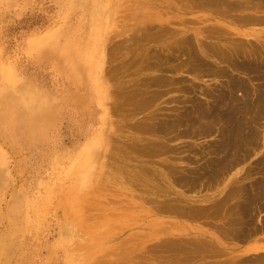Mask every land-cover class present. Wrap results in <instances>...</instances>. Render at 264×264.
<instances>
[{
    "label": "rangeland",
    "instance_id": "rangeland-1",
    "mask_svg": "<svg viewBox=\"0 0 264 264\" xmlns=\"http://www.w3.org/2000/svg\"><path fill=\"white\" fill-rule=\"evenodd\" d=\"M185 1L0 0V264H220L229 255L240 257L243 254L247 256L248 260L250 259L248 263L264 264V258H261V255H264V143H260L257 149L252 151L253 153H246V157L243 160L244 154L242 152L234 154L236 157L229 154L234 151L233 145L228 147L230 152L227 155L230 156L221 157L219 153L223 147L221 145L218 146L220 152L215 149L221 138V127L217 122H210V119H207L209 123L206 120H195L198 123L194 122V124L190 125L186 120L184 122L172 117L177 112L179 113V109L181 111L178 114L180 117L178 115L176 117L182 119L181 115L186 112L185 110L191 111L192 107H194L192 108L194 110L201 102H203L201 105L205 110V106L211 103L212 98H209V96L206 98V94L200 90L206 89L209 85L211 87L216 82L212 89L214 88L213 91L216 92V87L218 92V86L220 90L227 85L226 79L224 77L209 76L202 68H198V71L205 74L203 75L196 70L201 74L200 77L199 75L196 77L195 74L197 72L192 73L194 70L190 69L194 65L188 63L186 59L185 61L188 64L183 60L184 63L179 65L180 68L176 67L177 69H173L176 62L184 57L181 55L176 58V62L170 61V65H168V62L162 66L163 72L161 71L162 67H160L161 69L159 67L157 69L156 66L153 67L156 69L146 67L149 62L148 54L151 53L152 58L155 53L154 48L159 47V50L158 48L156 50L160 51L166 44L174 45L177 43L176 40L179 43V40L181 41L182 38H185L184 36H188L186 39L193 37L190 40L193 39L194 41L197 39H201L203 42L219 41L220 44H228V39L229 42L232 40L236 42L239 40L240 43L241 40H243L242 43L246 41L243 43L245 45L250 43L249 40L252 44H256V42L258 43V41H263L264 39V24L251 21H246L245 23L243 21L242 16L251 13L252 10L236 11L235 13V11L227 9L229 12L230 10L232 11L229 14L226 9L225 12L222 7H218L220 9L216 8L218 11L222 12L223 10L220 14L213 8L210 9L208 6L206 8V5L203 6L202 4L201 6L198 2L199 0H196L197 2L195 0L193 2L192 0ZM191 3L195 4L192 5ZM170 5L171 7H169ZM163 6L165 7L163 8ZM194 6L196 7L194 8ZM208 9L212 12H209ZM263 11L255 12L261 13ZM151 12L154 14L152 15ZM252 13H254V10ZM225 14L231 16L227 18ZM145 16L146 19H144ZM179 16L180 18L177 19ZM234 18L238 19L239 22ZM147 23L153 25L151 26ZM144 24L149 25L153 29L147 28L149 26L146 25L144 27ZM141 25H143V28ZM205 26L209 29H205ZM212 27H215L214 29L221 28L216 29L218 30L217 34L215 31L214 34L213 31H210ZM138 30L142 31V34ZM145 30H148L149 33L147 34ZM150 30H153L154 33L157 31L156 33L158 34L155 33L154 35ZM204 30H207V32ZM218 32H222L224 35H220V37ZM146 34H150L149 37L146 36V38L140 39ZM206 35L211 38L212 36L216 38V35L218 37L215 40V38L211 39ZM150 36L152 37L150 38ZM155 36H162V38L158 40V37ZM153 37L157 38L158 42L153 41ZM179 37L182 38L180 39ZM137 38L139 39L137 40ZM148 38L152 39V41ZM221 38H224V40H221ZM137 42L138 44H136ZM132 43L136 45L132 46ZM194 43L192 41V44ZM139 44H144L141 45L143 48ZM194 45L196 47V43ZM139 48L141 51H145L144 54H147V58L138 50ZM163 51L167 52L165 49ZM170 52L168 51V53ZM206 58L208 57H204V59ZM208 59L212 65L215 64V59ZM182 65L184 67L187 66L184 68L181 67ZM166 66L167 68L171 66L167 69L169 72L165 70ZM172 71L173 73H171ZM161 72L163 75H161ZM227 72L228 74L233 73V76L236 74L237 77L247 76L230 70ZM155 75H157V78L164 76L168 79V86L164 85V87L167 86L164 88L161 85V88L160 84H158L159 86L157 87V83H155V86H150L151 88L148 91L159 90V99L158 97L155 98L152 103L154 105L149 110L143 109L144 112H136L135 109L138 107H135V102L137 103L139 98L135 97H139V95L134 93L137 89L143 88L141 87L142 85L144 86L143 83L150 79L147 77L154 79ZM169 77H174V81ZM177 77L182 81L178 80ZM140 79L141 82L139 81ZM169 79L173 82H170ZM252 80L254 81V79ZM135 81L137 85L133 84ZM255 81L257 80L255 79ZM139 82L142 85H139ZM220 82L221 84L217 85ZM179 83L185 89L187 88L190 93L187 90L186 92L185 90L183 91L184 88L180 89ZM169 88L170 90H168ZM161 90L168 91L163 93ZM234 91L235 95L239 94V91H236V86ZM153 92L151 91L149 94ZM161 94L162 96L160 97ZM182 96L185 97V100H183ZM188 97L189 99L193 97V100L190 101ZM132 100L133 104L131 103ZM205 103L208 104L206 105ZM204 104L205 106H203ZM137 105L139 106V102ZM159 107L164 109V111H160ZM128 112L132 115H129ZM38 113L41 116H38ZM149 113L160 114V121H163L164 118L161 123L166 122L168 124L164 123L168 128H166L167 130L170 128L168 127L170 123L173 125L177 123L172 120H179L180 122L177 124L181 123L180 128L177 124L178 127L172 126L170 128L171 131L175 127L176 130L179 128L177 131L173 130L177 138L172 136L174 140L173 138L169 139L171 136H168V133L173 135L170 130L167 134L166 130L165 133L164 131L156 132L154 130V132L149 130L148 133V130H146L147 133L145 131L143 134L142 132L152 127V123L155 122L150 120L149 126L145 125L146 128L141 123L139 124V120L146 119L144 115ZM136 114L138 115L135 116ZM168 114H170L169 117L167 116ZM171 114L174 115L171 116ZM130 118L132 120H129ZM144 119L141 121L142 123L148 121H144ZM263 119L262 121L260 119V124L257 125L258 128L260 127L259 130H261L259 133L262 135L264 130ZM135 122H138L136 125L139 124L143 127L142 132H139V129L137 130L138 125L136 126ZM182 122H184V125L188 123L189 125H187L191 126L190 129L186 125L183 126ZM133 123L136 129L133 128ZM193 125H197L196 129H194ZM214 125L219 128L217 127L216 129L215 126L214 130ZM182 129H184V132ZM198 129L200 134L196 131ZM211 129H213L212 132ZM185 130H190V132L188 133ZM179 131L183 134H179ZM162 132L167 137H164L165 135H162ZM153 134L154 136H152ZM188 134L190 135L188 136ZM259 140L260 142L263 141L262 138ZM156 141L162 145L159 148L160 151H158L161 153H158L160 156H156L158 149L156 145H153L156 148L151 150L152 142L157 143ZM149 142L151 144H148ZM133 143L136 144L134 145ZM94 144L98 145V152H96L97 150H92L93 146H95ZM164 144L166 147L170 145V147L168 146L169 149L167 147L168 150L165 149L166 151L161 150V147L162 149L166 148L163 146ZM141 145H144V148ZM159 145L157 144L158 147ZM184 146L191 150L188 149L189 151H187ZM137 148L148 151V148H151L150 151H153V153L149 152L147 155L145 153V156H143L142 152L144 151L141 150L140 152L138 150L135 152ZM133 149L136 150L133 151ZM170 151L171 153H169ZM180 151L181 153H179ZM93 152L94 155H92ZM149 154H153L152 157ZM221 158H223V161ZM132 159L134 160L133 162ZM136 159L140 161V167L144 163L143 168L137 165ZM160 159L165 160V162L160 161ZM225 159L228 160L227 163L229 165ZM214 160L216 162H213ZM145 161L146 164L148 163L147 165ZM219 161L224 164L221 165L222 162ZM234 161L237 164L233 163ZM160 163L165 167L171 165L166 168L171 170L164 169V166L162 168ZM133 164H135V167L138 166L135 168L137 171L139 169L144 171L140 172L139 170V173H147L148 176L145 174L144 176L148 177V179L152 177L155 171L157 180L160 173V179H162L159 181L158 178L157 183L156 180L154 182L158 185V188L154 187L152 182L155 179L154 177L150 181L147 180L148 182L143 181V174L141 175L143 178L137 175L136 170H133ZM230 165L232 166L230 167ZM152 166L157 169L153 171ZM227 166L230 167L228 168L229 170L226 169ZM220 167L224 169L222 170ZM128 170H130V173L133 171L129 174ZM211 170L216 172L212 175ZM217 170L219 172L221 170V172L219 173ZM223 171L224 173H222ZM200 172H202L203 176H206L203 178L202 175L200 176ZM244 172L245 175H243ZM134 173L136 174V180L134 179ZM180 173L189 175L188 179H192H186L185 181V178ZM193 174H196V176ZM129 175L131 177L134 175L133 180L135 181ZM190 175H193V177ZM187 176L185 177L187 178ZM137 177H140L138 182ZM209 177L214 178L210 181ZM177 181L183 182L181 184L180 182L176 183ZM195 181L197 182L195 183ZM139 182H143L141 185L151 189L144 187L141 189ZM165 182L169 185H166ZM173 182L177 186L173 185ZM261 184L263 185L261 186ZM166 186L168 187L166 188ZM190 186L194 190H191ZM231 186L235 187L232 188ZM240 188L242 193L239 191ZM244 188H249V190ZM156 189H159L158 192ZM189 189L190 191H188ZM231 189H235V193L231 192ZM160 190L161 192H159ZM244 190L248 192H243ZM251 190L254 191L253 193L256 197ZM237 191L240 193H237ZM176 193H180L182 198L177 197ZM246 193H249L250 196ZM226 194L230 196L227 197ZM224 195L227 199L224 198ZM139 196L142 199L144 198V202ZM152 198L154 201L156 198V200H162V202L155 201V204ZM165 198H170L172 202H174L173 200H176V202L180 201V198L184 203L187 201L189 203H186L187 205L192 204V206H195V209L191 206L194 210L197 207L201 208H197L199 216L197 215L198 210L194 211L197 215L195 217L192 216L194 218L170 214L164 210L163 206L165 204H162L165 203ZM258 200L260 204L262 202V207L257 202ZM167 201L166 203H171V201ZM221 202L224 204H221ZM158 203L162 204L163 211H160L161 207H159L160 210L157 207ZM235 204L238 207L231 208ZM252 204H254L253 207ZM153 205H155V209L152 207ZM214 206L215 208L213 209ZM217 207L218 209L220 208V211L216 210L217 212H215ZM229 208L231 211L232 209L238 211L233 210L235 213L232 212L234 214L237 213L238 216L237 214L236 216L238 218H242V224L241 222L239 223L240 225L238 224L240 219L237 222L235 220L236 216H232L234 214L230 213ZM244 208H247V210ZM259 208L261 211L258 210ZM228 209L230 212L227 211ZM247 212L249 216L246 215ZM205 213L209 216L205 215ZM212 213L215 215L212 216ZM228 213L230 214L228 215ZM247 216L249 219L246 218ZM230 217L234 219V222L236 221L235 225L237 223L240 229L242 228L241 225H243L244 229L242 228V231L249 232L250 230V237L247 241L243 242L242 240L239 241V239L237 241L236 237H233V240L221 237L224 236L223 231L228 228L229 223H233L232 220L229 222ZM225 219L226 221L228 220L229 223H226L229 225L225 224ZM165 221L166 223H164ZM167 222H173L174 225L176 223L179 227L177 226L176 228L172 223L167 224ZM251 222L255 227L251 226ZM220 223L225 224L224 227ZM219 224L223 228L220 227L219 229ZM239 226H235L234 230ZM246 226L251 229L246 228ZM157 229H160V231ZM161 229L164 230L162 231ZM219 236L222 242L227 241V244H225L226 242H223V244L230 248L231 251L233 250L231 254L219 255L218 257H208L205 254L202 256L194 255L195 257L193 258L192 256L190 257V254L188 256L186 252L183 254V251H181L183 253H180L178 250V252L174 250L175 254H171L173 251L170 246H172L173 241L177 242L179 240L180 244L184 238L186 240L191 238L192 240L190 239L186 243L188 245L189 241L193 242L194 240L193 243L196 244L198 240H211L219 238ZM229 239L230 242L228 241ZM229 243L237 245L231 246ZM167 244H170L171 252H168ZM177 244L175 243V245ZM165 245H167L166 250L164 248ZM247 247L251 248V250L248 254H245L242 251ZM234 248L236 249L234 250ZM164 250L169 254L164 252ZM226 251L228 250L226 249ZM257 254L261 255L257 256ZM183 255H187V257ZM156 256L157 260L155 259ZM171 256H174V259ZM177 256L179 258H187V260L175 259ZM257 257L262 259V262L259 259V263ZM146 260L149 262H145Z\"/></svg>",
    "mask_w": 264,
    "mask_h": 264
},
{
    "label": "bare ground",
    "instance_id": "bare-ground-1",
    "mask_svg": "<svg viewBox=\"0 0 264 264\" xmlns=\"http://www.w3.org/2000/svg\"><path fill=\"white\" fill-rule=\"evenodd\" d=\"M166 1V0H165ZM189 1V0H188ZM196 1V0H195ZM142 2V1H141ZM176 2H178V1H176ZM184 2H186L185 0H184ZM192 2H193V0H192ZM197 2V1H196ZM199 2V4H201V6H202V4H203V6L204 5H206L205 7L207 8V6H208V8H213V10H217L218 9V7L219 8H221L222 7V9H231L232 11H235V13H236V11H242V10H254V13H252V11H251V13H249V14H247V15H245V16H242V18H243V21H245V23H246V21L247 22H255V23H263L264 24V0H199L198 1ZM172 3V2H171ZM170 3V4H171ZM181 3H182V1H181ZM192 4V3H191ZM193 4H195V3H193ZM192 4V5H193ZM197 4V3H196ZM184 5V4H183ZM182 5V6H183ZM198 5V4H197ZM181 6V5H180ZM185 6V5H184ZM165 6H163V8H164ZM169 7H171V5L169 6ZM186 7H187V5H186ZM193 7V6H192ZM196 6H194V8H195ZM197 7H200V6H197ZM204 7V8H205ZM151 8H152V6H151ZM185 8V7H184ZM217 8V9H216ZM166 9H168V8H166ZM182 9V8H181ZM193 9V8H192ZM197 9V8H196ZM199 9V8H198ZM186 10V9H185ZM218 10H220V9H218ZM217 10V11H218ZM226 10H225V12H226ZM227 10V11H228ZM230 10V12H232ZM206 12H207V10H205ZM208 11H209V9H208ZM255 11H263V12H261V13H258V12H255ZM121 12V11H120ZM158 12H159V10H158ZM184 12V11H183ZM205 12V13H206ZM209 12H212V11H209ZM216 12V11H215ZM218 12H220V11H218ZM217 12V13H218ZM222 12H223V10H222ZM222 12H220V14L222 13ZM230 12L228 11L227 13H229L230 14ZM152 13V12H151ZM166 13V12H165ZM170 13V12H169ZM168 13V14H169ZM178 13V12H177ZM244 13V12H243ZM149 14V13H148ZM154 13H152V15H153ZM163 14H164V12H163ZM210 14H212V13H210ZM143 15V14H142ZM151 15V14H150ZM150 15H148V16H150ZM156 15V14H155ZM154 15V16H155ZM181 15V14H180ZM215 15V14H214ZM226 15V14H225ZM236 15V14H235ZM147 16V15H146ZM146 16H145V18L144 19H146ZM147 16V17H148ZM153 16V17H154ZM157 16V15H156ZM164 16V15H163ZM183 16V15H182ZM181 16V17H182ZM210 16V15H209ZM212 16V15H211ZM216 16V15H215ZM215 16H213V17H215ZM227 16V18L228 17H230L229 15H226ZM226 16H224L225 18H226ZM234 16V15H233ZM151 17V16H150ZM173 17V16H172ZM237 17V16H236ZM235 17V18H236ZM142 18V17H141ZM175 18H176V16H175ZM178 18H180V16L179 17H177V19ZM216 18V17H215ZM234 18V19H235ZM204 19H206V18H204ZM152 20V19H151ZM190 20V19H189ZM189 20H188V22H189ZM200 20V19H199ZM222 20V19H221ZM236 21H238V19H235ZM146 21V20H145ZM186 21V20H185ZM202 21V20H201ZM201 21H199V22H201ZM143 22V21H142ZM198 22V23H199ZM239 22V21H238ZM241 22V21H240ZM144 23V22H143ZM173 23H175L174 21H173ZM176 23H178V22H176ZM195 23V22H194ZM194 23H192V24H194ZM244 23V22H243ZM147 24H150V23H147ZM147 24H144V27H145V25L146 26H149V25H147ZM183 24H184V21H183ZM196 24V23H195ZM138 25V24H137ZM151 26L153 25V24H150ZM141 27L143 28V25H141ZM207 26H205V29H209L208 27L206 28ZM147 28H152V27H147ZM203 28H204V26H203ZM215 27H212L211 28V30L210 31H213V33H214V31L216 32V34H217V31L218 30H216V29H219V28H221V27H219V28H216V29H214ZM135 29V28H134ZM134 29H132V30H134ZM153 29V28H152ZM159 29V28H158ZM137 30V29H136ZM140 30H141V28H140ZM144 30V29H143ZM159 30H161V29H159ZM171 30V29H170ZM169 30V31H170ZM220 30H222V31H224L223 29H220ZM139 31V30H138ZM145 31H147V34L149 33V31L148 30H145ZM144 31V32H145ZM150 31H152V33L155 35V33L157 32V31H155V33L153 32V30H150ZM205 31V30H204ZM210 31H208V32H210ZM140 33L142 32V31H139ZM143 32V34H145ZM159 32V31H158ZM198 32H200V31H198ZM205 32H207V30L205 31ZM139 33V34H140ZM212 33V32H211ZM220 33V34H219ZM142 34V33H141ZM145 35L144 37H142V38H140V36H139V38L140 39H144V38H146V36H148L149 37V35L151 34H149V35ZM153 34H151L152 36H153ZM156 34H158V33H156ZM208 34V33H207ZM215 34V33H214ZM218 34H219V36L220 35H224V34H222V32H218ZM163 35H166V34H163ZM194 35H196V34H194ZM152 36H150V38L152 37ZM206 36H208V35H206ZM133 37V36H132ZM155 37H158V40H160V38H162V36H155ZM183 37V36H182ZM182 37H179L180 39L182 38ZM185 38H182L181 39V41L179 40V43H178V40H176L177 41V43H175L174 45H165L164 47H162L161 49H160V51H157L156 49L158 48V50H159V47H157V48H154V49H152V50H154V60L152 61V59H153V56H152V58H151V53L150 54H148V58H149V62L147 63V66L146 67H151V69L153 68V67H155L156 66V68L157 67H159V69H161L160 67H162V66H164V65H166L168 62V65H170V61H177V57H180V55L181 56H184L183 58H181V60L179 59L177 62H176V64L174 65L175 67L173 68V69H177L176 67H179L180 68V64H182V63H186V64H188V63H192L194 66H193V68H190L189 67V65H192V64H189L188 65V67L190 68V69H193L192 71L191 70H188V69H186V70H188V71H191L192 73H195V72H197L198 71V68L200 69V68H202V70L204 69V71L209 75V76H212V77H224L225 79H226V82H227V85L225 86L224 84V86L225 87H223V86H221V87H223L222 89H220L219 90V86H218V92H217V88L215 87V91L216 92H214L213 90H214V88L212 89V86H214V84L216 83H214V84H212L211 85V87H210V85H209V87H207L206 89H203V90H200V91H203V93L204 94H206L205 96H206V98H207V96H209V98H212L211 99V103L209 104V105H207L206 103V105L207 106H205V104L203 105V106H205V110L203 109V107H202V103L203 102H201V101H199V102H201V104L199 105V106H197V108L196 109H194V110H192V108H194V107H192L191 108V106H190V108H191V111L190 110H185L186 112H182L183 114L181 115L182 116V119H180L179 117V113L181 112L179 109H178V111H179V113L177 112V114L176 115H174V114H171V116L172 115H174V116H172V117H174V118H176V119H179V120H182V121H184V122H189V124L190 125H192V124H194V122H195V120L196 121H200V120H206V121H208L207 119H210L209 121L211 122V121H214V122H217V124H219V126L221 127V133H220V131H219V133L221 134V138L219 139V144H217L216 145V151L218 150L219 152H220V149H218V146H222L223 148H222V150H221V152L219 153V154H221V157H226V155L230 152L229 151V149H228V147H230V145L232 146H234V151H232L231 153H229V154H231V155H233L234 156V154H239V152H242V154H244L243 155V157H242V160L244 159V157H246L245 155H246V153H248L249 154V152H252V151H255L256 149H257V147L260 145V143H264V130H263V135L261 134V133H259L261 130H259V128H258V126L257 125H259L260 123V119H261V121H262V119L264 118V39H263V41L262 40H260V41H258V43L256 42V44H252V42L249 40V44H247V45H245V44H243L244 42H246V41H244L243 43H242V41L243 40H241V43L239 42V40L236 42V41H234V40H232V41H230L229 42V39H228V44H220L219 43V41L218 42H203L201 39H197L196 41H194L193 39L192 40H190L191 38H193V37H191L190 39L188 38V39H186L187 37L186 36H184ZM205 37V36H204ZM209 37V36H208ZM208 37H206L207 39H208ZM217 35H216V38L215 37H213L212 36V38H215V40L217 39ZM221 37V36H220ZM225 37V36H224ZM139 38H137V40L139 39ZM150 38H148L149 40H151L152 41V39H153V41L155 40L156 42H158V40H157V38L155 39L154 37L152 38V39H150ZM209 38H211V37H209ZM211 38V39H212ZM228 38V37H227ZM136 39V38H135ZM147 39V40H148ZM224 40V38H221V40ZM147 40H145L146 42H147ZM219 40H220V38H219ZM227 40V39H226ZM132 41V40H131ZM134 41V40H133ZM175 41V42H176ZM192 41H193V43L195 42L196 43V47H195V43L194 44H192ZM136 42V41H135ZM174 42V41H173ZM226 43V42H225ZM254 43V42H253ZM133 44V43H132ZM136 44H138V42L136 43ZM135 43L132 45V46H135L136 45ZM165 44V43H164ZM173 44V43H172ZM140 46L141 45H144V44H139ZM194 45V46H193ZM156 46H158L157 44H156ZM155 46V47H156ZM139 47V46H138ZM137 47V48H138ZM142 47V46H141ZM140 47V48H141ZM149 47V46H148ZM136 48V47H135ZM134 48V49H135ZM140 48L138 49V50H140ZM143 48V47H142ZM118 49V48H117ZM166 50L167 52H165V51H163L162 52V50ZM116 50V49H115ZM135 50H137V49H135ZM145 50V49H144ZM149 50H151V48H149ZM148 50V51H149ZM141 51V50H140ZM147 51V50H146ZM168 51H171L170 53H168ZM116 52V51H115ZM143 54H144V52L143 51H141ZM141 52H140V54H141ZM150 52V51H149ZM146 55L147 54H144V56L146 57ZM138 56V55H137ZM144 57V58H145ZM146 57V58H147ZM204 57H208V58H212V59H215V64L214 65H212V63L211 62H209L208 60V58H206V59H204ZM142 59V58H141ZM185 59L186 60H188V63H187V61H185ZM148 60V59H147ZM146 60V61H147ZM183 60H184V62H183ZM145 61V62H146ZM144 64H146V63H144ZM159 64V65H158ZM220 64H222L223 65V67H222V65L220 66ZM185 65V64H184ZM218 65V66H217ZM187 66V65H186ZM185 66V67H186ZM169 67H171V66H169ZM169 67L167 68V66H166V69L165 70H167V69H169ZM181 67H184L183 65L181 66ZM184 67V68H185ZM156 68H153V69H156ZM158 69V68H157ZM171 70H172V68H171ZM197 70V71H196ZM228 70H230V71H234V72H236V73H238V74H244V75H247L246 77H240V76H236V74H234V76H233V73H230V74H228ZM161 71L163 72L164 70H163V67H162V69H161ZM168 71V70H167ZM173 71H175V70H173ZM173 71L171 72V73H173ZM183 71H185V70H183ZM161 72V75H163V73ZM166 72V71H165ZM169 72V71H168ZM198 72H201V71H198ZM197 72V74H195V76L197 77V75H199V77H200V75L201 74H199ZM202 73V72H201ZM190 74V73H189ZM203 75L205 74V73H202ZM202 75V76H203ZM156 76V77H155ZM154 76V79H152V77H147V78H150V79H147V78H145V79H147V82L146 83H143L144 84V86L140 83L141 82V79L139 80L140 82L138 83L139 85L141 84L142 86L141 87H143L142 89H137L138 90V92H137V90H136V92L134 93V94H136V95H139V97H135V98H139L138 99V102H139V106L137 105L138 104V102L136 103L135 102V107L137 108V109H135L136 110V112H144L143 111V109H145V110H149V108L152 106V105H154V104H152L153 103V101L155 100V98L156 97H158V92H159V90H151V91H154L153 93H151V94H149L151 91H148V89L149 88H151L150 86H155L156 84L155 83H157V87L159 86L158 84H160V87L162 88V86L161 85H163V87H164V85H167L168 86V84H167V82H168V79H166L164 76L163 77H161V76H159V77H161V78H157V75H155ZM236 76V77H235ZM207 77V76H206ZM155 78H157V79H155ZM169 78H171L173 81H174V77L172 78V77H169ZM176 78V77H175ZM144 79V80H145ZM171 79H169L170 80V82L172 81ZM177 79L178 80H180V78H178L177 77ZM210 79V78H209ZM213 79H215V78H213ZM252 79H254V81H255V79L257 80V81H253ZM143 80V81H144ZM189 80V79H188ZM217 80H219V79H217ZM172 81V82H173ZM180 81H182V80H180ZM138 82V81H137ZM145 82V81H144ZM188 82V81H187ZM191 82V81H190ZM226 82H224V83H226ZM135 83V85H137V83H136V81L135 82H133V84ZM130 84V83H129ZM177 84H178V81H177ZM180 84V83H179ZM192 84V83H191ZM207 84H209V83H207ZM221 84V82L219 83V84H217V85H220ZM128 86V85H127ZM167 86H165V87H167ZM180 86H181V88L180 89H183L184 87H182V85L180 84ZM192 86V85H191ZM236 86V91H239V94H237V95H235L234 93H235V91H234V87ZM164 87V88H165ZM172 87H173V85H172ZM195 87H197V86H195ZM220 87V88H221ZM135 88V87H134ZM153 88V87H152ZM189 88V87H188ZM193 88V87H192ZM130 89H132V88H130ZM175 89H177V87H175ZM175 89H174V91H175ZM197 89V88H196ZM198 89H199V87H198ZM168 90H170V88L168 89ZM168 90H161L163 93H164V91L166 92V91H168ZM173 90V89H172ZM185 90V92H186V90H187V88L185 89H183V91ZM133 91H132V94H133ZM188 92H189V90H187ZM161 92V93H162ZM187 92V93H188ZM162 93V94H163ZM180 93V92H179ZM186 93V94H187ZM190 93V92H189ZM198 94H200L199 92H197ZM202 93V92H201ZM162 94L160 95V97L162 96ZM185 96V95H184ZM184 96H182L183 98V100H185V97ZM194 96V95H193ZM119 97V96H118ZM176 97V96H175ZM187 97V96H186ZM189 97H191V95H189ZM189 97H188V99H189ZM134 98V100H136ZM193 98V97H192ZM189 99L190 101L191 100H193V99ZM195 98V97H194ZM158 99H159V97H158ZM187 99V98H186ZM187 99V100H188ZM173 100V99H172ZM181 101V100H180ZM197 101V100H196ZM132 104H133V100H132V102H131ZM179 103V102H178ZM189 103V102H188ZM194 103V102H193ZM196 103V102H195ZM156 105H157V103H156ZM191 105H193V104H191ZM133 107V106H132ZM131 107V108H132ZM213 107V108H212ZM116 108V107H115ZM162 108V107H161ZM139 109V110H138ZM158 109V108H157ZM159 109H160V107H159ZM214 109V110H213ZM117 110V109H116ZM142 110V111H141ZM161 110H163L164 111V109H160V111ZM115 111V110H114ZM134 111V110H133ZM132 111V113H134ZM155 111H159V110H155ZM130 112V111H129ZM128 112V114L130 115L131 113H129ZM139 112V113H140ZM153 112V111H152ZM175 112V111H174ZM138 113V114H139ZM192 113H193V115H192ZM40 113H38V116H41V115H39ZM138 114H136L135 116H137ZM143 114V113H142ZM141 114V115H142ZM157 114V113H156ZM155 113H149V114H147V115H144V117L146 116V119H144L143 117H141V118H143L144 119V121L145 120H148L147 122L145 121V123H142L141 121L143 120H139V124L141 123L142 124V126L144 125V127H145V125L147 124L148 125V123H150V120L153 122V121H155L154 123H152V127H147V128H149V129H145L143 132H142V130H143V127H141V125H139V124H137L136 125V123H138V122H135V125L137 126V130L139 131V132H142L143 134L145 133V131L146 130H148V133H149V130H150V132H151V130L153 131H156V132H159V131H164V133H165V130L167 131L166 132V134L168 133V131L170 130V132H172L173 133V130L176 128H174V129H172V131H171V127L173 126H177V125H179V128H180V124H177L178 122H180L179 120H177V121H175V120H172L174 123H176L175 125H173V124H171V126H170V124H169V126L168 127H170L169 128V130H167L168 128H167V126L166 125H168V124H166V122H164V123H161V122H163L164 121V118H163V121H160L161 119L159 118V116H160V114L159 115H156ZM162 115H163V113H161ZM132 115V114H131ZM162 115H161V117H162ZM169 115L170 114H168L167 116L169 117ZM179 116V117H176V116ZM189 115V116H188ZM134 116V115H133ZM140 116V115H139ZM158 116V117H157ZM164 116H166V115H164ZM170 116V118H172ZM132 117V116H131ZM141 118H139V119H141ZM166 118V117H165ZM169 118V119H170ZM189 118H190V120H189ZM132 119H133V117H132ZM131 118L129 119V120H132ZM186 120V121H185ZM135 121H136V119H135ZM143 121V122H144ZM157 121V122H156ZM165 121H166V119H165ZM167 121H168V118H167ZM169 121H171V120H169ZM171 121V122H172ZM209 121H208V123H209ZM263 121H264V119H263ZM184 122H182V124L184 123ZM191 122V123H190ZM201 122H203V121H201ZM195 123H198V122H195ZM262 123H264V122H262ZM188 123H186L185 125H186V127L189 125H187ZM201 124V123H200ZM214 124V123H213ZM146 125V126H147ZM184 124H183V126H185ZM210 125V124H209ZM149 126V125H148ZM194 126V125H193ZM197 126V125H196ZM196 126H194V129H196ZM200 126V125H199ZM206 126V125H205ZM215 126L216 125H214V130H215ZM139 127V128H138ZM178 127V126H177ZM189 127V126H188ZM187 127V128H188ZM191 127V126H190ZM190 127H189V129H190ZM213 127V126H212ZM217 127L218 126H216V129H217ZM264 127V126H263ZM133 128L134 129H136V127L134 126V123H133ZM140 128H142L141 130H140ZM151 128H153V129H151ZM167 128V129H166ZM179 128H177V130L179 129ZM183 128V127H182ZM199 128V127H198ZM209 128V127H208ZM207 128V129H208ZM219 128V127H218ZM202 129V128H201ZM206 129V128H205ZM264 129V128H263ZM176 130V129H175ZM176 130V131H177ZM184 129H182V131H183ZM212 130L213 129H211V132H212ZM219 130V129H218ZM153 131V132H154ZM175 131V132H176ZM185 131H187V130H185ZM194 131V130H193ZM193 131H191V132H193ZM196 131H198V133H199V129L198 130H196ZM203 131H204V129H203ZM202 131V132H203ZM210 131V130H209ZM152 132V133H153ZM155 132V133H156ZM180 132V131H179ZM178 132V133H179ZM184 132V131H183ZM188 133L190 132V130L189 131H187ZM186 132V133H187ZM210 132V133H211ZM216 132V131H215ZM146 133H147V131H146ZM163 133V132H162ZM161 133V134H162ZM162 134V135H165V134ZM182 132H180L179 134H181ZM185 133V135H187ZM206 133V132H205ZM138 134H140V133H138ZM151 134V133H150ZM176 134V133H175ZM183 134V133H182ZM196 134V133H195ZM194 134V135H195ZM200 134V133H199ZM198 134V135H199ZM209 134V133H208ZM160 135V134H159ZM190 134H188V136H189ZM193 135V136H194ZM202 135V134H201ZM219 135V134H218ZM148 136V135H147ZM151 136V135H150ZM152 136H154V134L152 135ZM168 136H171L169 139H171V138H173L172 136H174L175 138H177L175 135H174V133H173V135H171V133H170V135H169V133H168ZM184 136V135H183ZM191 136H192V134H191ZM220 136V135H219ZM144 137V136H143ZM157 137H158V135H157ZM161 137V136H160ZM164 137H167L166 135L164 136ZM180 137H182V136H180ZM203 137V136H202ZM136 138H138V137H136ZM189 138V137H188ZM204 138V137H203ZM263 139V141H261L260 142V140L259 139ZM139 139V138H138ZM159 139V138H158ZM161 139V138H160ZM165 139H167V138H165ZM218 139V138H217ZM144 140V139H143ZM147 140V139H146ZM173 140H174V138H173ZM196 140V139H195ZM133 141H136V140H133ZM139 141H142V140H139ZM150 142H151V140H149ZM147 142H148V140H147ZM148 143V144H151V143ZM155 142V141H154ZM157 143H153L152 142V146L151 145H147V146H151L152 147V149L151 148H148L149 149V151L148 150H142V151H144V152H142V154H143V156H145L144 154L146 153V155L150 152H152L153 153V151H150V149L151 150H154L156 147L158 148L157 149V151H156V156H158L159 154H161V153H159L158 151H160L159 150V148H160V146H162L158 141H156ZM164 142V141H163ZM216 142H218V141H216ZM138 143V142H137ZM142 143V142H141ZM141 143H139V144H141ZM189 143H191V142H189ZM111 144V143H110ZM134 145L136 144V143H133ZM138 144V145H139ZM157 144L159 145V147L157 146ZM166 144V143H165ZM163 145V146H165L166 147V145ZM188 144V143H187ZM213 144V143H212ZM95 146H93V148H92V150H97L96 152H98L99 151V147H98V145L97 144H94ZM138 145H137V147H138ZM153 145H156V147L154 146L153 147ZM183 145V144H182ZM198 145V144H197ZM141 146H143L142 148H144V145H141ZM169 147H170V145H168ZM167 146V147H168ZM172 146V145H171ZM200 146V145H199ZM198 146V147H199ZM109 147V146H108ZM167 147L166 148H163L162 149V147H161V150H164V151H166L165 149H167ZM169 147H168V149H169ZM185 147V146H184ZM131 148H132V146H131ZM139 148H141V147H139ZM139 148H137V150L136 149H133V151L134 150H136L135 152H137L138 150H140ZM154 148V149H153ZM191 148H192V146H191ZM167 149V150H168ZM173 149H174V147H173ZM172 149V150H173ZM185 149H187L186 147H185ZM189 149V148H188ZM187 149V151H189V150H191V149H189L188 150ZM202 149V148H201ZM211 149V148H210ZM141 150H140V152H141ZM176 150V149H175ZM212 151H214L213 149H211ZM228 150V151H227ZM147 151V152H146ZM193 151V150H192ZM163 152V151H162ZM182 152H184V151H182ZM193 152H195V151H193ZM109 153V152H108ZM155 153V152H154ZM159 153V154H158ZM164 153V152H163ZM169 153H171V151L169 152ZM179 153H181V151L179 152ZM189 153V152H188ZM191 153V152H190ZM200 153V152H199ZM214 153V152H213ZM253 153V152H252ZM264 153V152H263ZM111 154V153H110ZM138 154V153H137ZM141 154V153H140ZM166 154H167V152H166ZM197 154V153H196ZM247 154V155H248ZM251 154V153H250ZM92 155H94V152L92 153ZM150 155V157H152V155L153 154H149ZM148 155V156H149ZM207 155V154H206ZM210 155V154H209ZM218 155V154H217ZM217 155H215V156H217ZM155 156V155H154ZM160 156V155H159ZM188 156V155H187ZM191 156H192V154H191ZM211 156V155H210ZM230 156V155H229ZM228 155H227V157H229ZM233 156H231L232 158H233ZM239 156V155H238ZM264 156V155H263ZM189 157V156H188ZM206 157V156H205ZM234 157H236V156H234ZM239 157H241V156H239ZM130 158V157H129ZM135 158V157H134ZM166 158V157H165ZM169 158V157H168ZM181 158V157H180ZM183 158H184V156H183ZM191 158V157H190ZM217 158V157H216ZM262 158V157H261ZM145 159V158H144ZM148 159V158H147ZM163 159V158H162ZM162 159H160V161L162 160ZM204 159V158H203ZM214 159V158H213ZM223 158H221V160H222ZM230 159V158H229ZM105 160V159H104ZM103 160V161H104ZM130 160H131V158H130ZM157 160H159V159H157ZM212 160V159H211ZM215 160H217V159H215ZM213 161V162H216V161ZM226 160V159H225ZM225 160H224V163H225ZM231 160V159H230ZM238 160V159H237ZM134 160L132 159V162H133ZM163 161V160H162ZM207 161H208V159H207ZM218 161V160H217ZM223 161V160H222ZM222 161H219V162H222ZM227 161L228 160H226V163H227ZM131 162V161H130ZM131 162V163H132ZM135 162H137L138 164V166H139V162L140 161H137V159L135 160ZM148 162V161H147ZM151 162V161H150ZM163 162H165V160L163 161ZM162 162V163H163ZM196 162V161H195ZM206 162V161H205ZM211 162V161H210ZM229 162H231V161H229ZM242 162V161H241ZM255 162V161H254ZM142 163V162H141ZM159 163V162H158ZM157 163V164H158ZM168 163V162H167ZM223 162L221 163V165L222 164H224ZM225 163V164H226ZM233 163H235V161L233 162ZM144 164V163H143ZM143 164H141L142 166V168H143ZM145 164H146V161H145ZM148 164V163H147ZM146 164V165H147ZM161 164V163H160ZM213 164V163H212ZM228 164V163H227ZM235 164H237V163H235ZM260 164H261V162H260ZM150 165V164H149ZM156 165V164H155ZM159 165V164H158ZM219 165V164H218ZM229 165V164H228ZM104 166V165H103ZM132 166H134V171L136 170L135 168H137V167H135V164H133ZM160 166V165H159ZM161 166H162V168H163V164H161ZM169 166H171V165H169ZM169 166H164L165 168L164 169H166L167 167H169ZM220 166V165H219ZM232 165H230V167H231ZM254 166V165H253ZM140 167V166H139ZM140 167V168H141ZM214 167V166H213ZM216 167V166H215ZM223 167V166H222ZM222 167H220V169H222ZM230 167H226V169H228V168H230ZM235 167V166H234ZM262 167V166H261ZM131 168H133V167H131ZM148 168V167H147ZM217 168H219V167H217ZM106 169V168H105ZM150 169H151V167H150ZM155 169H157V168H153V166H152V170L154 171ZM163 169V170H164ZM170 169V168H169ZM169 169H166V170H169ZM198 169V168H197ZM201 169V168H200ZM206 169V168H205ZM224 169V168H223ZM222 169V170H223ZM225 169V170H226ZM232 169V168H231ZM131 170V169H130ZM130 170H128L129 171V174H131L132 173V171H131V173H130ZM140 170V172H144V171H142V169H139ZM139 170L137 171L136 170V174L137 175H140V177L141 178H143L144 177V179H142L143 181L145 180V181H150V180H152V178L154 177L155 179H153L152 180V182L154 183L155 182V180H156V177H155V175L157 174H155V171H154V176L152 175V177H150L149 179H148V177H146V176H148L147 175V173L145 174V173H139ZM144 170H146V169H144ZM171 170V169H170ZM201 170H204V169H201ZM201 170H199V171H201ZM207 170V169H206ZM214 170V169H213ZM216 170V169H215ZM224 170V171H225ZM229 170V169H228ZM263 170V169H262ZM148 171H151V170H148ZM156 171H158V170H156ZM172 171H173V169H172ZM175 171V170H174ZM188 171V170H187ZM186 171V172H187ZM212 171V170H211ZM218 171V170H217ZM224 171L222 172V173H224ZM248 171H250V170H248ZM248 171H246V172H248ZM167 172H170V171H167ZM185 172V173H186ZM191 172V171H190ZM190 172H188V173H190ZM197 172V171H196ZM214 172H216V171H214ZM213 171L211 172L212 173V175H213V173H214ZM219 172V171H218ZM218 172H217V174H218ZM220 172H221V170H220ZM219 172V173H220ZM226 172V171H225ZM148 173H150V172H148ZM171 173V172H170ZM177 173V172H176ZM201 174H200V176L202 175V172H200ZM207 173V172H206ZM210 173V172H209ZM222 173H221V175H222ZM261 173V172H260ZM264 173V172H263ZM135 174V173H134ZM136 174H135V178H134V175H132V177L129 175V177H131L132 178V180H133V178L136 180ZM144 174L146 175V176H144ZM162 174H163V172H162ZM161 174V175H162ZM143 177H142V176ZM172 176H173V174H171ZM180 175L182 176L183 175V173L181 174L180 173ZM193 175H195L196 176V174H193ZM193 175H190L191 177H193ZM199 175V174H198ZM197 175V176H198ZM243 175H245V172H244V174ZM163 176H164V174H163ZM169 176V175H168ZM174 176H175V174H174ZM177 176H179V175H177ZM185 176H187L186 174L185 175H183L182 177H184L185 178V181H186V179H188V176H187V178L185 177ZM203 176V175H202ZM204 176H206V175H204ZM204 176H203V178H204ZM210 176V175H209ZM263 176V175H262ZM127 177V176H126ZM128 177V178H129ZM139 177V178H140ZM146 177V178H145ZM160 173L158 174V178H159V181L162 179H160ZM247 177H249V176H247ZM254 177V176H253ZM122 178V177H121ZM131 178H129V180L131 179ZM138 177H137V182H138V179H139ZM158 178H157V180H156V183H157V181H158ZM195 178V177H194ZM200 178V177H199ZM207 178V177H206ZM205 178V179H206ZM210 178V181H211V179L212 178H214V177H209ZM219 178H220V176H219ZM241 178V177H240ZM239 178V179H240ZM250 178V177H249ZM168 179H169V177H168ZM171 179V178H170ZM189 179H192V178H189ZM188 179V180H189ZM202 179V178H201ZM125 180V179H124ZM128 180V181H129ZM135 180H133V181H135ZM196 180V179H195ZM200 180V179H199ZM217 180H218V178H217ZM131 181V180H130ZM133 181H131V182H133ZM141 181V180H140ZM147 181V182H148ZM163 181V180H162ZM169 181V180H168ZM184 181V182H185ZM198 181V180H197ZM197 181H195V183L197 182ZM256 181V180H255ZM260 181V180H259ZM152 182H151V185H152ZM178 182H180L181 184H182V182L181 181H177L176 183H178ZM200 182H202L201 180H200ZM205 182V181H204ZM215 182V181H214ZM140 183V182H139ZM156 183H154V187H157L158 188V185H156ZM158 183H160V182H158ZM164 183V182H163ZM163 183H162V185H163ZM193 183V182H192ZM207 183V182H206ZM234 183V182H233ZM141 184H143V182L142 183H140V185ZM147 184V183H146ZM165 184L166 185H169V184H167L166 182H165ZM164 184V185H165ZM175 183L173 182V185H174ZM209 184V183H208ZM242 184V183H241ZM264 184V183H263ZM263 184H261V186L263 185ZM156 185V186H155ZM176 185V184H175ZM186 185V184H185ZM188 185V184H187ZM190 185V184H189ZM193 185V184H192ZM177 186V185H176ZM213 186V185H212ZM241 186V185H240ZM239 186V187H240ZM246 186V185H245ZM255 186V185H254ZM254 186H253V188H254ZM129 187H131V186H129ZM142 187H144L143 185H141V189H142ZM160 187V186H159ZM168 186H166V188H167ZM181 187V186H180ZM184 187V186H183ZM232 187V186H231ZM233 187H235V186H233ZM232 187V188H233ZM238 187V188H239ZM248 187H250V186H248ZM144 188H147V187H144ZM163 188V187H162ZM165 188V189H166ZM189 188V187H188ZM190 188H191V186H190ZM199 188H201V187H199ZM252 188V187H251ZM137 189V188H136ZM139 189V188H138ZM147 189H151V188H147ZM153 189V188H152ZM160 189V188H159ZM158 189V190H159ZM193 188H191V190H192ZM195 189H196V186H195ZM203 189V188H202ZM244 189H247V188H244ZM258 189H259V186H258ZM157 190V189H156ZM156 190H155V192H156ZM158 190H157V192H158ZM194 190V189H193ZM235 190V189H234ZM234 190H232L231 189V192H233V193H235L234 192ZM238 190V189H237ZM242 191V189L240 188L239 189V191ZM247 190H249V188L247 189ZM139 191V190H138ZM141 191H145V190H141ZM186 191V190H185ZM188 191H190V189L188 190ZM200 191V190H199ZM239 191H237V193L239 192ZM240 191V192H241ZM252 191V190H251ZM261 191V190H260ZM260 191H259V193H260ZM264 191V190H263ZM159 192H161V190L159 191ZM162 192H163V190H162ZM176 192V191H175ZM174 192V193H175ZM230 192V191H229ZM239 192V193H240ZM243 192H248V191H243ZM254 191H252V194H254L253 193ZM256 192V191H255ZM258 192V191H257ZM146 194H147V192H145ZM164 193H166V192H164ZM171 193H173V192H171ZM180 193H182V192H180ZM180 193H176V195H177V197L179 196V197H181L182 198V195L180 194ZM242 193V192H241ZM158 194V193H157ZM168 194V193H167ZM170 194V193H169ZM246 194H248L249 195V193H246ZM227 195V197H229L228 196V194H226ZM231 195H233V194H231ZM240 195V194H239ZM255 195V194H254ZM259 195H261V194H259ZM258 195V196H259ZM263 195V194H262ZM225 196V195H224ZM234 196V195H233ZM245 196V195H244ZM247 196V195H246ZM250 196V195H249ZM248 196V197H249ZM257 196V197H258ZM140 197V196H139ZM145 197V196H144ZM148 197V196H147ZM149 197H151V196H149ZM162 197V196H161ZM176 197V196H175ZM184 197V196H183ZM255 197H256V195H255ZM141 199H142V197H140ZM223 198V197H222ZM225 199H227L226 198V196L224 197ZM232 198V197H231ZM251 198V197H250ZM253 198H254V196H253ZM262 198V197H261ZM150 199V198H149ZM166 199V198H165ZM255 199V198H254ZM143 200V202H144V198L142 199ZM167 200H169V201H171V203H166V202H168ZM179 200L180 201H177L176 202V200H173L174 202H172V200H170V198L169 199H166V201H165V203H162V204H165L163 207H164V210H166V211H168L170 214L172 213V214H174L175 216H179V217H186V216H199V210L198 209H201V208H196V210H194L195 209V206H192V204H190V205H187L186 203H188L187 201L184 203V202H182V200L179 198ZM208 200H209V198H208ZM256 200H257V198H256ZM260 200V199H259ZM259 200L257 201L258 203H259ZM147 201H148V199H147ZM152 201H153V203L156 201V202H158L159 200H156V198H155V201L153 200V198H152ZM152 201H150L151 203H152ZM189 202H190V200H188ZM253 201H255V200H253ZM142 202V201H141ZM149 202V201H148ZM156 202H155V204H156ZM159 202H162V200L161 201H159ZM245 203H246V201H245ZM248 203H250V202H248ZM254 203H256V201L254 202ZM139 204V203H138ZM150 204V203H149ZM159 204L160 203H158L156 206L159 208V207H161V205L162 204H160V206H159ZM189 204V203H188ZM221 204H224V203H222L221 202ZM220 204V205H221ZM260 204V203H259ZM140 205V204H139ZM212 205V204H211ZM214 205V204H213ZM219 205V204H218ZM253 205L254 204H252V207H253ZM261 207H262V202H261ZM194 207V209L192 208V207ZM217 206V205H216ZM235 206H236V208L238 207V205L237 204H235V205H232L231 206V208L232 207H234L235 208ZM249 206V205H248ZM251 206V205H250ZM259 206V205H258ZM152 207H154V209H155V205H153ZM163 207H161L162 209L160 210V208H159V210L160 211H163ZM202 207H204V206H202ZM251 207V208H252ZM260 207V208H261ZM158 208H156V209H158ZM211 208V207H210ZM215 208V206L213 207V209ZM226 208V207H225ZM260 208L258 209V210H260ZM220 209V208H219ZM218 209V207L215 209V212H217V211H220ZM223 210H224V208H222ZM230 209V208H229ZM229 209L227 210V211H229ZM244 209H246L247 210V208H244ZM148 210V209H147ZM159 210H157V211H159ZM198 210V214L196 215V213L194 212V211H197ZM217 210V211H216ZM226 210V209H225ZM233 210H235V209H232V211ZM239 210V209H238ZM253 210V209H252ZM156 211V210H155ZM156 211V212H157ZM159 211V212H160ZM165 211V212H166ZM201 211V210H200ZM230 211H231V209H230ZM229 211V212H230ZM230 212V213H232V214H234L233 212ZM235 211H237V210H235ZM249 211V210H248ZM254 211V210H253ZM261 211V210H260ZM206 213H207V211H205ZM209 212H210V210H209ZM208 212V213H209ZM238 212V211H237ZM243 212V211H242ZM194 213H195V215H194ZM201 213V212H200ZM205 213V215H207ZM225 213V212H224ZM230 213H228V215L230 214ZM241 213V212H240ZM239 213V214H240ZM250 213V212H249ZM255 213V212H254ZM201 214H203V213H201ZM216 214H218V213H216ZM237 214V213H236ZM236 214H234V215H232V216H236ZM244 214V213H243ZM251 214H252V212H251ZM212 216L213 215H215V214H211ZM227 215V216H228ZM240 215H242V214H240ZM245 215V214H244ZM246 215H248V212H247V214ZM207 216H209V215H207ZM231 216V215H230ZM231 216V217H232ZM237 216H238V214H237ZM236 216V218H235V220L238 222V219H240L239 220V222H238V224L242 221L241 219L242 218H238ZM249 216V215H248ZM248 216L246 217V218H248ZM152 217V216H151ZM194 217H192V218H194ZM218 217H220V216H218ZM229 217V216H228ZM231 217H230V221L229 222H231V220L233 221V223H229L228 222V220L226 221V219H225V224H227L226 222H228L229 224H227V225H229V226H227L228 228H225V230L223 231L224 232V236H221L223 239H227V238H237V241H238V239H239V241L240 240H242L243 242L244 241H247L248 239H249V237H250V230H249V232H247V231H242V228H243V225H241L242 226V228L240 229V224L238 225L237 223H236V225H235V222H234V219H231ZM239 217H241V216H239ZM156 218V217H155ZM202 218H204V217H202ZM207 218V217H206ZM233 218V217H232ZM244 218V217H243ZM216 219V218H215ZM249 219V218H248ZM252 219V218H251ZM206 220V219H205ZM223 220H224V218H223ZM223 220H222V222H223ZM263 221V220H262ZM243 222V221H242ZM242 222H241V224H242ZM249 222V221H248ZM254 222H256V221H254ZM253 222V223H254ZM164 223H166V221L164 222ZM168 223H172L173 224V222H167V224ZM250 223V222H249ZM152 224V223H151ZM213 224V223H212ZM221 224V223H220ZM219 224V225H220ZM224 224V225H225ZM244 224H245V221H244ZM256 224V223H255ZM159 225V224H158ZM174 225V224H173ZM214 225V224H213ZM219 225H217V226H219ZM221 225H223V224H221ZM219 226V229H220V227H222V226ZM224 225H223V227H224ZM233 225H235V226H239L236 230H234V227L235 226H233ZM258 225V224H257ZM256 225V226H257ZM161 226V225H160ZM177 226L178 225H176V223H175V225H174V227H176L177 228ZM181 226V225H180ZM249 226H250V224H249ZM251 226H253V227H255V225H253L252 224V222H251ZM179 227V226H178ZM210 227V226H209ZM222 227V228H223ZM248 226H246V228H247ZM166 228V227H165ZM173 228V227H172ZM211 228V227H210ZM236 228V227H235ZM248 228H250V227H248ZM146 229V228H145ZM148 229V228H147ZM215 229V228H214ZM218 229V228H217ZM218 229V230H219ZM244 229V228H243ZM251 229V228H250ZM255 229V228H254ZM150 230V229H149ZM157 230H159L160 231V229H157ZM162 230V229H161ZM164 230V229H163ZM162 230V231H163ZM223 230V229H222ZM260 230V229H259ZM259 230H256V231H259ZM166 231V230H165ZM221 231V230H220ZM253 231H255V230H253ZM153 232V231H152ZM168 232V231H167ZM219 232V231H218ZM154 233H156V232H154ZM222 235H223V233L222 232H220ZM255 234V233H254ZM218 235V234H217ZM252 235H253V233H252ZM220 236H219V238H214V239H211V240H203L202 239V241L201 240H198V241H196V244H194L193 242H194V240H193V242L192 241H189V243H188V245L186 244L187 242H188V240H190V239H188V240H186V238H184V240H185V242H184V240H181L182 242H180V244H179V240H177V242H174L173 240V243H172V246H170V244L168 245V248H169V246H170V248H172V255H173V253H174V250L176 251V252H180V253H183V254H185V252H186V254H188V256H189V254H190V257L192 256V258L193 257H195L196 255H199V256H202V255H208V257L210 256V257H212V256H216V257H218L219 255H227V254H231L232 252H233V250L231 251V249L230 248H227L226 246H224V244H223V242H226L225 244H227V241H221V239H220ZM206 238V237H205ZM150 241H151V239H149ZM148 240V241H149ZM192 240V239H191ZM233 240V239H232ZM152 241H153V239H152ZM229 242H230V239L228 240ZM236 241V240H235ZM162 242H164V241H162ZM168 243V242H167ZM171 243V242H170ZM175 243H178L177 245H175ZM232 243V242H231ZM162 244V243H161ZM165 244V243H164ZM230 244V243H229ZM242 244H244V243H242ZM158 245V244H157ZM167 245H165L164 246V248H165V250H166V248H167ZM231 246H233V245H235V244H230ZM237 245V244H236ZM235 245V246H236ZM246 245V244H245ZM208 246V247H207ZM234 246V247H235ZM264 246V245H263ZM158 247V246H157ZM245 247V246H244ZM259 247V246H258ZM170 248L169 249H167L168 250V252H171L170 251ZM211 248V249H210ZM212 248H214V249H212ZM228 250V251H226L225 252V250ZM233 249V248H232ZM236 248H234V250H235ZM158 250V249H157ZM164 250V252H167V251H165ZM178 250V251H177ZM251 250V248H246L244 251H242V252H244L245 254H248L249 253V251ZM181 251H183V252H181ZM237 251V250H236ZM167 252V254H169ZM241 252V253H242ZM180 253H179V255H180ZM170 254V255H171ZM175 254V253H174ZM176 254H178V253H176ZM157 255V254H156ZM178 255V256H179ZM195 255V256H194ZM241 255V254H240ZM252 255V254H251ZM256 255V254H255ZM261 254H257V256H260ZM175 257V259L177 258H179V257ZM182 256V255H181ZM184 257H187V255H183ZM242 256H244V254L242 255ZM242 256H240V257H233L232 255H229V257L228 258H225L224 260H222L221 262H220V264H251L250 262L248 263V261L250 260H248V258H247V256H244V257H242ZM172 257V256H171ZM174 257V256H173ZM172 257V259H174ZM184 257H182V258H179V260H182V259H185V260H187V258H184ZM190 257H189V259H190ZM249 257V256H248ZM254 257V256H253ZM256 258V257H255ZM261 258L263 259L264 258V255L262 256L261 255ZM156 260H157V256H156V258H155ZM154 259V260H155ZM260 259V258H259ZM258 259V257H257V261L259 260ZM262 259H260V261L262 260ZM155 260V261H156ZM254 260H256V259H254ZM166 261H167V259H166ZM253 261V260H252ZM260 261H258L259 263H260ZM264 261V260H263ZM145 262H149L148 260H146ZM150 262H152V261H150ZM211 262V261H210ZM253 262H255V261H253ZM262 262V261H261ZM257 263V262H256ZM149 264V263H148ZM152 264V263H151ZM252 264H255V263H252ZM258 264V263H257ZM260 264H263V263H260Z\"/></svg>",
    "mask_w": 264,
    "mask_h": 264
}]
</instances>
